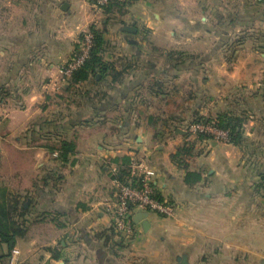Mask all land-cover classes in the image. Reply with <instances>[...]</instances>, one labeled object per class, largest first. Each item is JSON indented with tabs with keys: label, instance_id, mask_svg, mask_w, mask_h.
<instances>
[{
	"label": "crops",
	"instance_id": "crops-1",
	"mask_svg": "<svg viewBox=\"0 0 264 264\" xmlns=\"http://www.w3.org/2000/svg\"><path fill=\"white\" fill-rule=\"evenodd\" d=\"M96 2L0 0V198L23 211L16 264H264V0ZM92 25L106 67L65 81ZM220 115L242 119L239 143L187 134ZM63 140L76 143L68 161L49 148ZM134 161L155 168L176 213L124 237L109 205Z\"/></svg>",
	"mask_w": 264,
	"mask_h": 264
},
{
	"label": "built area",
	"instance_id": "built-area-1",
	"mask_svg": "<svg viewBox=\"0 0 264 264\" xmlns=\"http://www.w3.org/2000/svg\"><path fill=\"white\" fill-rule=\"evenodd\" d=\"M112 1L127 2L129 0H97V10ZM81 39L73 49L70 59L60 67V72L65 80L71 79L75 72L91 57L95 45L93 31L89 29L84 32ZM186 132L190 136H206L217 142H230L229 130L221 127L216 118L195 120L187 126ZM155 175V168L134 161L131 163L129 175L124 180L118 181L115 200L109 205L111 226L118 234L124 237L134 235L136 212L148 211L166 216L175 215V204L156 195L153 186ZM18 254L19 250L13 249L10 264L17 263Z\"/></svg>",
	"mask_w": 264,
	"mask_h": 264
},
{
	"label": "trees",
	"instance_id": "trees-1",
	"mask_svg": "<svg viewBox=\"0 0 264 264\" xmlns=\"http://www.w3.org/2000/svg\"><path fill=\"white\" fill-rule=\"evenodd\" d=\"M90 29L95 35V45L92 49L91 57L87 62L78 69L72 78L76 81L87 80L92 73L102 72L106 67V62L103 61L100 53L104 44V37L101 31L96 29L95 25H92ZM203 120H209V118H202ZM219 121V125L230 132V142L239 143L242 139V119L236 116L220 115L216 118ZM53 154L57 152V157L63 161H68L70 153L76 150V143L74 140H63L58 146L49 145ZM130 168L125 169L121 176H127L130 172ZM162 199V198H161ZM20 204L17 200H7V198H0V240L9 244V252L7 254L0 255V264H10V258L14 248V242L18 235L24 234V230L21 228V224L18 222L19 217L23 214Z\"/></svg>",
	"mask_w": 264,
	"mask_h": 264
},
{
	"label": "water",
	"instance_id": "water-1",
	"mask_svg": "<svg viewBox=\"0 0 264 264\" xmlns=\"http://www.w3.org/2000/svg\"><path fill=\"white\" fill-rule=\"evenodd\" d=\"M67 5V4H66ZM132 29V28H130ZM148 211H139L135 216H134V221L135 222H142L143 226L145 229H147L150 225V222L148 220V216H149ZM177 264H189L188 258L187 256H180L178 258V263Z\"/></svg>",
	"mask_w": 264,
	"mask_h": 264
},
{
	"label": "rangeland",
	"instance_id": "rangeland-1",
	"mask_svg": "<svg viewBox=\"0 0 264 264\" xmlns=\"http://www.w3.org/2000/svg\"><path fill=\"white\" fill-rule=\"evenodd\" d=\"M88 30H89V29L85 30L84 32H86V31H88ZM84 32H83V33H84ZM83 33H82V35H81V38H82V36H83ZM81 38H80L79 40H82ZM79 40H78V42H79ZM78 42H77V43H78ZM65 62H66V61H65ZM65 81H67V79H66Z\"/></svg>",
	"mask_w": 264,
	"mask_h": 264
}]
</instances>
